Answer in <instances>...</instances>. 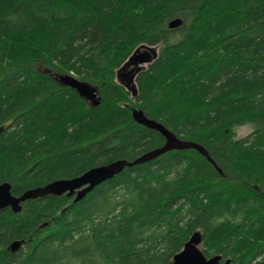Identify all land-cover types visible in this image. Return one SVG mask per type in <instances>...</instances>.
Instances as JSON below:
<instances>
[{
	"label": "trees",
	"instance_id": "1",
	"mask_svg": "<svg viewBox=\"0 0 264 264\" xmlns=\"http://www.w3.org/2000/svg\"><path fill=\"white\" fill-rule=\"evenodd\" d=\"M141 46L158 54L132 98L116 75ZM54 75L95 86L101 104ZM133 110L221 173L172 151L79 203L1 210L0 264H172L195 232L207 258L264 264V0H0V185L13 196L161 147Z\"/></svg>",
	"mask_w": 264,
	"mask_h": 264
},
{
	"label": "water",
	"instance_id": "2",
	"mask_svg": "<svg viewBox=\"0 0 264 264\" xmlns=\"http://www.w3.org/2000/svg\"><path fill=\"white\" fill-rule=\"evenodd\" d=\"M181 25L182 21L177 19L170 22L168 27L170 29H176ZM156 58L157 50L154 47L141 46L117 71L116 76L118 83L132 94V98H135L138 95L136 84L137 76L146 66L152 64ZM54 78L61 86L75 90L77 94L82 99L89 102L92 107H97L101 104V98L95 86L79 81L72 76L54 75ZM132 115L136 123L147 129L158 132L164 138V144L155 150L141 155L133 162L119 160L105 166L91 169L77 178L57 180L44 187L28 190L20 197L13 196L11 192L12 185L10 183H3L0 185V211L9 208L12 212L19 213L22 211V204L27 201L45 198L50 195L55 197L67 195V197L71 198L74 195L76 196V191L78 192V196L74 198V202L78 203L79 200L84 197L86 198L97 187L112 180L125 169L147 164L172 151L194 150L206 158L208 162H210L214 168L221 173L217 164L213 161L207 150L201 145L178 139L176 135L168 130L163 124L148 118L142 110H133ZM202 240L201 233L195 232L185 243L183 249L174 256L172 264H231L230 260L222 263L221 256L207 258L199 248ZM22 244V241L13 242L9 246V251L17 252Z\"/></svg>",
	"mask_w": 264,
	"mask_h": 264
},
{
	"label": "rangeland",
	"instance_id": "3",
	"mask_svg": "<svg viewBox=\"0 0 264 264\" xmlns=\"http://www.w3.org/2000/svg\"><path fill=\"white\" fill-rule=\"evenodd\" d=\"M157 50V54H158V48H155ZM147 67V66H146ZM145 67V68H146ZM118 71V70H117ZM117 77V76H116ZM253 132V128L251 126H245L243 128H240L237 130V136L238 138H243L248 136L249 134H251ZM76 197V196H75ZM202 244L199 246V248L201 249Z\"/></svg>",
	"mask_w": 264,
	"mask_h": 264
},
{
	"label": "bare ground",
	"instance_id": "4",
	"mask_svg": "<svg viewBox=\"0 0 264 264\" xmlns=\"http://www.w3.org/2000/svg\"><path fill=\"white\" fill-rule=\"evenodd\" d=\"M63 76H64V75H63ZM71 76L74 77L73 75H71ZM176 137H177V136H176ZM177 138H178V137H177ZM104 166H105V165H104ZM76 193H77V194H76V197H77V196H78V192L76 191ZM84 199H85V197L82 198L81 200H79V202L82 201V200H84ZM79 202H78V203H79ZM74 203H75V202H74Z\"/></svg>",
	"mask_w": 264,
	"mask_h": 264
},
{
	"label": "flooded vegetation",
	"instance_id": "5",
	"mask_svg": "<svg viewBox=\"0 0 264 264\" xmlns=\"http://www.w3.org/2000/svg\"><path fill=\"white\" fill-rule=\"evenodd\" d=\"M74 198H75V195L73 197H71V199H73V201H74ZM226 260H228V259H225V260L222 259L221 262L224 263Z\"/></svg>",
	"mask_w": 264,
	"mask_h": 264
}]
</instances>
